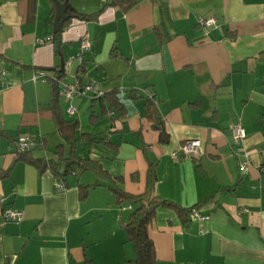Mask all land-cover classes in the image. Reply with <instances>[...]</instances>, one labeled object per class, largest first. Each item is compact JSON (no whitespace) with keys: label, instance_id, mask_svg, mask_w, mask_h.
I'll return each instance as SVG.
<instances>
[{"label":"crops","instance_id":"1","mask_svg":"<svg viewBox=\"0 0 264 264\" xmlns=\"http://www.w3.org/2000/svg\"><path fill=\"white\" fill-rule=\"evenodd\" d=\"M66 2L99 14L72 16L56 35L54 0H0V172H8L0 177V264H131L124 224L132 205L110 187L197 209L198 217L155 209L154 264H264V0H137L126 12L106 0ZM211 15L216 25L201 28L197 17ZM82 36L90 47L80 64ZM79 68L83 82L96 81L122 108L105 95L58 96L63 116L77 123L75 155L101 168L71 173L60 189L49 169L15 160L16 142L35 137L36 159H57L58 146L69 154L52 84L34 75L58 71L67 84ZM234 123L247 134L245 172L231 149ZM82 133L106 141L88 145ZM188 139L200 140L198 152L174 160ZM79 184L90 186L83 197ZM5 208L24 216L6 219Z\"/></svg>","mask_w":264,"mask_h":264},{"label":"trees","instance_id":"2","mask_svg":"<svg viewBox=\"0 0 264 264\" xmlns=\"http://www.w3.org/2000/svg\"><path fill=\"white\" fill-rule=\"evenodd\" d=\"M136 1L137 0H106L105 6H116L122 12H126L136 4ZM67 11L74 14H70V17L75 16L76 18L84 21L96 18L99 14V12L93 14L76 13L68 4L66 8V12ZM70 17L64 22V24L68 22ZM59 32H57L56 35L59 34ZM78 71L83 72V69L79 68L76 72V75ZM52 75L54 76V80H51L50 83L53 87L51 105L54 113V121L60 135L70 147L69 154L64 156L63 148L61 146H58L56 150V154L58 156L57 159H36L30 155L31 150H28L25 152L16 151L15 160H22L34 165L41 170L46 168L49 169L55 179L62 182L63 187H65L64 181L66 180V177L71 173H81L91 167H95L96 170H101V168L97 162H94L89 158L79 157L75 155V129L77 127V123L76 121L68 120L63 116L58 98L59 79L61 77V73L56 71L55 74ZM105 98H107L110 104L118 110L122 108V105L116 100V97L114 95L106 94ZM147 102L148 105L151 104L149 101ZM151 112L153 113L154 111ZM155 127L159 130L160 140L165 141L167 139V134L162 124H156ZM80 138L88 145L92 143H105L106 141L103 135L91 136L89 133H82L80 135ZM7 174L8 172H0V177H6ZM152 175L153 170H150L149 176L151 177ZM98 184L99 183H93L91 186H97ZM89 187V185L79 184L80 197H83L87 194ZM110 188L115 194L117 200L126 199L132 205L124 224V230L126 232L127 240L132 242L135 250V258L131 261V264H154V248L152 240L150 239L148 234V225L154 217L155 209L158 206L167 205L175 208L178 213L184 215L188 214L190 210H183L175 203L167 200H162L157 197H153L147 202H144V195L142 194L131 195L123 192L117 187ZM84 264L92 263L89 260H86Z\"/></svg>","mask_w":264,"mask_h":264},{"label":"built area","instance_id":"3","mask_svg":"<svg viewBox=\"0 0 264 264\" xmlns=\"http://www.w3.org/2000/svg\"><path fill=\"white\" fill-rule=\"evenodd\" d=\"M217 19L214 15L208 16V17H197V23L200 25L201 28L207 29L208 27L216 25ZM51 40V37H45L35 38V43L41 44L45 41ZM90 47V41L87 38V36L80 37L79 41V51L76 55L77 60L82 63L84 59V53L89 49ZM0 74H2V70L0 69ZM83 72L78 71L77 75L75 76L74 81L70 83H63L59 85L58 88V95L64 99L65 102H68L72 97L74 96H81L86 95L89 96L92 99H99L102 98L105 94V91L99 86V84L96 81H87L83 82L81 80ZM43 78L47 79L51 82V80H54V76L47 75V71L45 69H38L34 75V78ZM149 97L153 99L152 94H149ZM154 102H156L155 99H153ZM68 112L72 114L74 112V109L69 106L67 108ZM108 115H113V111H109ZM231 132V149L233 154L238 158L237 167L240 172H245L250 164V158L249 154L246 151H243V148L240 146V143L246 138L247 134L245 131V128L240 123H234L230 127ZM38 140L31 136V135H23L20 136L17 139L16 142V151L17 152H25L28 150L33 149L37 144ZM200 146V140L199 139H188L185 140L182 145L179 147V149L172 153V157L174 160L178 161L185 157H192L196 155L198 152ZM56 186L60 189H63L62 183H56ZM2 198H0V201ZM125 207H122L124 209ZM190 214L192 216L198 217L197 209L190 208ZM3 216L6 219L11 220H21L24 216V213L20 209H13V208H5L3 210Z\"/></svg>","mask_w":264,"mask_h":264},{"label":"water","instance_id":"4","mask_svg":"<svg viewBox=\"0 0 264 264\" xmlns=\"http://www.w3.org/2000/svg\"><path fill=\"white\" fill-rule=\"evenodd\" d=\"M55 4V19L53 22V33L60 31L63 27V23L71 16L66 14L67 2L66 0L60 2L59 0H54Z\"/></svg>","mask_w":264,"mask_h":264}]
</instances>
